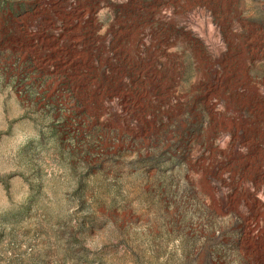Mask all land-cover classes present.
Segmentation results:
<instances>
[{"label": "rangeland", "instance_id": "1", "mask_svg": "<svg viewBox=\"0 0 264 264\" xmlns=\"http://www.w3.org/2000/svg\"><path fill=\"white\" fill-rule=\"evenodd\" d=\"M0 264H264V0H0Z\"/></svg>", "mask_w": 264, "mask_h": 264}]
</instances>
